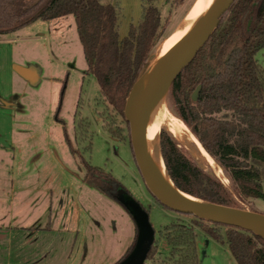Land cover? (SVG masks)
I'll return each mask as SVG.
<instances>
[{
  "label": "rangeland",
  "instance_id": "1",
  "mask_svg": "<svg viewBox=\"0 0 264 264\" xmlns=\"http://www.w3.org/2000/svg\"><path fill=\"white\" fill-rule=\"evenodd\" d=\"M258 1L236 0L195 63L181 72L179 81L186 101H193L196 83L207 81L224 56L245 38L249 23L240 19L249 15ZM198 2L160 1L162 21H168L152 56L166 52L163 42ZM118 4L119 33L125 37L131 25L142 20L143 0H118ZM257 59L264 66V48ZM86 70L73 15L38 19L16 32L0 34V264H119L128 254L137 238L136 223L120 201L85 180L86 168L80 157L111 173L148 211L158 250L145 264H173L170 246L160 230L175 221L196 227L202 264H237L226 244L198 226L212 223L166 208L153 196L136 167L126 117L111 112L114 129L118 133L122 129L121 138L112 135L100 115L104 105L97 102L99 83ZM165 96L169 112L183 121L174 97L169 92ZM218 117L230 119L232 115L224 112ZM81 118L89 123L87 131L78 130ZM65 128L76 155L66 140ZM188 129L180 141L163 126L156 149L160 150L164 131L180 150L232 191L223 168L218 176L199 156ZM234 197L241 209L264 213L263 199L239 198L235 193Z\"/></svg>",
  "mask_w": 264,
  "mask_h": 264
},
{
  "label": "trees",
  "instance_id": "2",
  "mask_svg": "<svg viewBox=\"0 0 264 264\" xmlns=\"http://www.w3.org/2000/svg\"><path fill=\"white\" fill-rule=\"evenodd\" d=\"M160 1L143 0L142 20L131 25L128 34L121 37L118 0H0V34L16 32L38 19L48 21L73 15L87 63L86 72L92 73L100 86L97 102L104 105L100 112L102 121L112 135L121 138L122 129L119 133L114 129L111 112L125 117L129 93L162 41L168 18L162 21ZM240 22L249 23L247 35L226 58L224 56L207 81H202L196 102L185 100L179 81L181 74L169 89L178 105L180 118L223 168L233 192L180 150L177 142L164 131L161 137L163 158L177 187L200 199L233 208H240L234 193L239 198L264 200V66L257 59L258 52L264 48V0H259L253 11L243 15ZM213 37L214 34L208 42ZM224 112L231 113L232 118L218 117ZM88 125L81 118L78 130L87 131ZM65 137L76 155L77 149L66 128ZM80 159L86 168L84 178L89 184L115 200H118L120 190L131 195L111 173L89 164L82 157ZM198 219L213 224L200 223L198 226L209 237L226 244L237 264H264V237L238 227ZM196 231L195 226L181 221L160 230L170 246L169 258L173 264H202ZM135 242L136 238L128 254ZM157 250L154 241L147 260L153 259Z\"/></svg>",
  "mask_w": 264,
  "mask_h": 264
},
{
  "label": "water",
  "instance_id": "3",
  "mask_svg": "<svg viewBox=\"0 0 264 264\" xmlns=\"http://www.w3.org/2000/svg\"><path fill=\"white\" fill-rule=\"evenodd\" d=\"M235 1L217 0L209 14L178 45L165 55L152 56L150 64L135 82L129 93L124 113L130 125L131 143L139 170L148 189L161 204L182 214H191L211 222L238 227L264 237V213L223 206L198 197L196 198L207 204L195 203L182 199L170 192L154 171L143 137L144 120L154 102L161 95H166L169 92L174 81L195 59L200 49L205 46L222 21L221 18ZM156 66H160V71L155 81L148 87L143 88L144 83ZM14 69L19 72L23 71L22 67H14ZM29 74L30 76H35L32 71ZM202 87L203 85L199 84L192 93L194 102L198 100ZM175 186L177 187L176 184ZM177 188L182 191L179 187ZM186 194L191 195L189 193ZM117 199L132 215L138 230L132 251L119 264H145L148 253L154 243L155 235L149 214L140 203L124 190L118 192Z\"/></svg>",
  "mask_w": 264,
  "mask_h": 264
},
{
  "label": "bare ground",
  "instance_id": "4",
  "mask_svg": "<svg viewBox=\"0 0 264 264\" xmlns=\"http://www.w3.org/2000/svg\"><path fill=\"white\" fill-rule=\"evenodd\" d=\"M216 1L217 0H199L195 7L183 17V19L177 25L173 34L170 37L167 36L168 38L163 42V46L166 52L162 55H165L176 45H178V43H180L194 29L209 14V12L214 7ZM204 7L208 9V11L205 10V13L203 11ZM159 71L160 66H156L152 74L144 83L143 88L148 87L155 81ZM165 97V94H163L154 102L153 106L145 117L143 124L144 143L150 162L158 178L170 192L174 193L182 199H186L195 203L207 204L204 201L197 199L196 197H193L180 191L175 186L168 174L161 152V145L160 150L156 149L155 143H157L156 141L158 140V137L160 141V133L163 126H166L167 129L176 138L180 139V141L186 136V130L189 131L188 127L183 121H181L178 117L169 112V108L167 107L165 102ZM188 133L189 139L195 144L197 150L199 151V156L201 158H204L210 165V167L214 168L217 171L218 176L219 173H223L222 167L214 160L211 155H209L205 151L204 147L199 142V140L191 133V131Z\"/></svg>",
  "mask_w": 264,
  "mask_h": 264
},
{
  "label": "crops",
  "instance_id": "5",
  "mask_svg": "<svg viewBox=\"0 0 264 264\" xmlns=\"http://www.w3.org/2000/svg\"><path fill=\"white\" fill-rule=\"evenodd\" d=\"M5 107H7V106H5ZM207 243H209V240H207ZM207 246V245H206ZM200 245H198V241H197V249H198V253H199V256H200ZM206 248V247H205ZM230 252V251H229ZM203 254H205L206 253V250L205 249H203V252H202ZM231 254V253H230ZM232 256V255H231ZM233 257V256H232ZM234 259V258H233ZM230 261V260H229ZM231 262V261H230ZM216 264H218V263H216Z\"/></svg>",
  "mask_w": 264,
  "mask_h": 264
},
{
  "label": "flooded vegetation",
  "instance_id": "6",
  "mask_svg": "<svg viewBox=\"0 0 264 264\" xmlns=\"http://www.w3.org/2000/svg\"><path fill=\"white\" fill-rule=\"evenodd\" d=\"M133 157H134V161H135L136 167H137L138 171L140 172L139 167H138V164H137L136 159H135V156H134V151H133ZM140 174H141V172H140ZM141 176H142V174H141ZM142 207H143V206H142ZM143 208H144V207H143Z\"/></svg>",
  "mask_w": 264,
  "mask_h": 264
}]
</instances>
